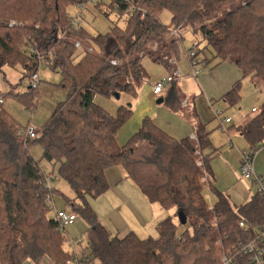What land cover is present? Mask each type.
<instances>
[{"label": "trees", "instance_id": "obj_1", "mask_svg": "<svg viewBox=\"0 0 264 264\" xmlns=\"http://www.w3.org/2000/svg\"><path fill=\"white\" fill-rule=\"evenodd\" d=\"M108 1L97 11L127 17L125 27L115 24L108 34L93 38L87 30L76 29L68 14L70 6H86L87 0H0V70L21 65L29 79L39 72L43 56L51 61L49 68L61 74L56 87L67 94L35 139L22 133L27 127L22 128L4 105L0 109V264H69L74 258L64 248L67 237L60 223L48 217L52 209L47 195L53 192L46 188L41 161L32 154L35 144L43 148L42 159L58 167L76 193L78 204H72V212L89 226V253L81 264H222L224 256L230 264H252L239 249L254 240V228L264 224V200L256 194L248 203L233 206L220 194L209 208L203 181L212 172L217 152L210 132L198 123L197 141L178 140L145 117L140 130L120 146L117 135L134 116L132 102L119 106L114 115L95 98L123 94L135 98L149 79L144 57L170 71L183 40L171 33L187 26L201 32L216 58H233L255 87L258 81L264 84V0ZM163 11L172 13L171 27L161 22ZM12 20L24 26L9 28L5 23ZM76 41L99 50H86L76 60ZM39 88L30 86L26 94L11 89L0 96L19 99L34 113ZM241 91L242 83L237 82L223 97L229 107L242 101ZM163 100L179 111L182 99L176 82ZM233 128L248 140L249 148L264 141V103L250 121ZM145 142L152 145L150 154L136 157L135 146ZM117 166L125 169L148 201L182 214L186 229L179 233L178 224L167 217L156 228L157 238L113 235L88 200L109 189L106 172Z\"/></svg>", "mask_w": 264, "mask_h": 264}, {"label": "crops", "instance_id": "obj_2", "mask_svg": "<svg viewBox=\"0 0 264 264\" xmlns=\"http://www.w3.org/2000/svg\"><path fill=\"white\" fill-rule=\"evenodd\" d=\"M89 46L91 45H88L87 47L83 46L84 52L87 50ZM94 50L95 53L98 52L95 48ZM203 58L206 61V65L202 66L201 68L202 73L197 79L192 77L190 61H188V65L191 71L190 74L188 73L186 76L187 78L192 77L194 80L197 81L198 89L194 87L193 89L188 91L191 94L186 97L183 94V91L179 87L181 93V99H182V105L180 106L179 111H172L167 105L165 104L163 105V103L158 104L159 99H164L166 96H168V91L171 86L168 87L161 95L154 96L152 91L149 96L150 100L153 99L157 100L156 102L157 105L161 106V108L158 111H155L152 114H150L152 115L151 119L158 127L166 131L172 138L181 140L188 138L192 133L195 132L197 133L196 126L198 125V123H200L207 129L206 125L208 121L205 117V114L203 113V109H205V105L207 106L208 104L211 110L214 104L216 103L220 108H221L220 105L222 103L223 105L226 106L227 103L225 102V99L223 97L226 94H228V92H230V90L233 88L234 85L237 84V82L242 83V81L245 80V77L243 76L241 70L238 69V67L236 66V62L233 58L226 61H222L221 59L216 58L215 55L213 56V60H209L207 56ZM176 63L177 66H179V59H176ZM168 72H169L168 74L169 77L173 73V66L171 70ZM149 79L147 80L148 83H150ZM178 82H176L177 85ZM142 87L139 89L138 93L142 90ZM120 97L121 95L119 96V98ZM187 98L191 100V105L185 108L183 107V101L186 100ZM251 105L252 106L250 108L248 106L245 107V109L247 110H245V112L242 111L237 116L239 122L237 127L245 125V123L250 121L259 112V109H257L258 107L257 104L254 105L251 104ZM132 108H133V104H132ZM253 110H256V112ZM212 112L215 114V118H216V112H214V110ZM131 119L126 125H124L120 129V132L117 135V143L120 146L126 145L129 139L140 130L139 128L141 127L143 121L141 120V117L140 119L137 118L132 120ZM233 122L234 119H231V123L228 124L227 126L233 124ZM38 131H40V129ZM228 131H229L228 141L231 144H229L226 147V149L223 151L224 153L222 154V156L223 155L225 156L224 157L221 156L220 158L226 164L225 167L226 171L223 176V179L226 180V183L221 182L220 179L221 172H219V170L217 171L216 168L212 167L213 160L218 155L219 150H217L216 154L214 155L215 157L211 161L210 167L212 172L206 173L204 177L205 181L203 183L204 185L203 195L204 198L207 200V204L210 209H212L216 204V202L219 200L218 198L220 194L230 198L233 206L234 205L238 206V204L243 205L245 203H248V201H250L253 198V196L257 194V187L253 183L249 181H245L243 178H241L242 175L240 169V160H241L240 153L241 151H244L247 148H249L250 143L247 140L249 144V147H247L244 144L243 140H239V139H243L244 137L237 131L236 128H233V125H231V128ZM234 142H236L237 147H235V145L233 144ZM212 146H213V142H212ZM212 148L215 149L214 147ZM151 150H152V145L150 143H146V142L137 143V145L135 146L134 153L136 157L142 158L148 156ZM206 152H210V150H207ZM50 164L52 165V163ZM54 168H58V167H54ZM255 169L257 175L264 176V166L262 165V163L257 165V161H256ZM43 173L46 176L51 175V177L55 180V175L53 174L47 175L45 172ZM106 173H107L109 189L106 192H104L103 195L97 198L94 199L90 198L88 202L92 205L97 217H99L100 219V222L113 235L118 236L119 238L120 237L123 238L130 233H136L142 239H146L148 237L157 238L158 231L156 228L158 224L162 222L163 219L167 217H172L174 219V222L177 224L176 220L178 218L179 219L178 222H180L179 214L176 213L175 208L166 210L160 204L152 203L148 201L144 196V194L142 193V191L140 190V188L137 187V185L128 178V175L122 166H117L115 168L109 169ZM239 187H241L240 190ZM50 189L53 192L52 199L56 209L58 211L67 210L69 212H72V204L74 202L76 203L77 201L76 197L73 202H70L69 200L67 201L68 205H70L71 203V209L67 207L58 209L57 204H55L54 201V194L59 193L64 198L65 195L62 192H60L62 189L60 190L55 187L52 188L51 184H50ZM74 225H76V222L72 226ZM64 248L65 250H69V247H66L65 244H64ZM79 250L86 251V252L82 251L84 254L89 253L88 247L83 244Z\"/></svg>", "mask_w": 264, "mask_h": 264}, {"label": "rangeland", "instance_id": "obj_3", "mask_svg": "<svg viewBox=\"0 0 264 264\" xmlns=\"http://www.w3.org/2000/svg\"><path fill=\"white\" fill-rule=\"evenodd\" d=\"M100 2H103V6L109 4L108 0H99ZM81 12V17H77L76 15ZM68 14L70 17L75 18L77 22L81 25V28L87 30L89 34L93 38H97L99 35H106L108 34L111 29L115 26V24H118L119 27L124 28L126 24L127 18H119L118 15L113 12L109 14L110 16L107 17L102 12L94 7L92 3L87 4L82 9H77L76 6H70L68 9ZM161 22L166 27H171L172 25V13L168 11H163L160 15ZM179 37H183L182 41H179V66L178 69L181 71V80H179L178 85L180 89L183 91V94L187 97L191 93V89L194 87L198 89L197 81L194 80L192 77L187 78V74H190V68L188 65V55L190 53L198 54V56L205 57L207 56L209 60H213V49L211 47H208L207 42L202 40L201 32L196 31L195 28L187 26L183 30L178 31ZM175 38V37H174ZM96 46V45H95ZM95 48V47H94ZM195 48V49H194ZM193 49V50H192ZM96 50L98 51V47L96 46ZM84 49H79L76 53L78 56L76 60H79L78 58L83 54ZM143 64L145 66L146 71L148 72V76L150 77V83L148 81L145 82V84H142V90L138 93V95L135 98L129 97L125 94L121 95L120 98H111L106 99L103 97L97 96L95 98V102L99 106H104L107 111H109L111 114H116V110L119 106L127 105L130 103V101L133 104V115L132 119H140L144 120L145 117L152 118L150 114H152L155 111H158L161 106L157 105V100L153 99L150 100L149 96L151 92L153 91L156 84H158L159 81H161L163 78H167L169 72L166 71L165 67L160 64H156L153 62V60L150 57H144L143 58ZM38 75L40 76L41 85H40V97L36 100V102L39 104L37 110L32 113L31 111L26 109V106L20 102L19 99L8 97L4 100V109L12 116L13 119L17 120V122L20 124L22 128H26L32 124L36 129H41L44 124L50 119L52 114L54 113V110L58 103L65 101L67 94L66 92L61 89L57 88L58 84L62 81V76L58 72H54L49 67H45L41 70H39ZM258 87L255 88V86L251 83L249 78H245V80L242 81V91H241V97L242 101L240 104L235 106H228L226 104L223 105V103L220 105L221 108L218 106V104H214L212 110L210 109L209 105H205V109H203V113L205 114V117L208 121L206 127L208 131L210 132V139L213 142V147L216 150H219L218 155L215 157L212 163V167L216 168V170L221 172V182L226 183V180L223 179V176L225 174V167L226 164L221 158L223 151L226 149V147L231 144L229 143V131L231 128V125L237 126L239 124L237 116L245 110V107H251V104H257V109L260 108V106L264 103V84L258 81ZM30 87V78L26 79L23 75V67L21 65H17L14 68H11L9 66H5L2 70H0V93L7 94L11 89L16 90L19 94H26L28 93V88ZM256 91V92H255ZM257 93V94H256ZM166 96V95H164ZM164 105V104H163ZM220 110L222 112L221 118L222 119H234L233 124L226 126L225 131L222 130L221 127H219V119L216 117L215 114L212 112H216V110ZM131 119V120H132ZM234 133V131H233ZM243 140L244 144L249 147V144L247 140ZM235 147H237L236 142L233 143ZM32 154L37 160L41 161V168L43 172H45L47 175L53 174L55 175V180L52 179L51 175L50 177V184L52 185V188H58L62 189L60 192H62L65 195V198L60 195L59 193L54 194V201L55 204H57V208L61 209L63 207H67L71 209V203L68 205L67 201L73 202L76 197V193L73 189L67 184V182L62 178L61 175L58 173V168H54L49 161L46 159H42L43 156V148L39 144H35L32 146ZM236 149V148H235ZM228 152V151H227ZM223 155L222 157H224ZM257 165L261 164L264 166V152L261 153V155L256 159ZM242 178V177H241ZM205 181V180H204ZM203 181V183H204ZM65 184V185H64ZM209 184V183H208ZM227 188V187H226ZM241 187H239V190ZM215 196V195H214ZM74 205L78 204L73 203ZM242 204H238V206H241ZM71 211V210H70ZM48 217L54 218L55 217V210H51L48 214ZM78 219L76 221V225L72 227H67L66 232L68 233L69 239H77L79 237H82L85 241L84 245L86 246V243H88L89 237H88V224L86 221L82 218L77 216ZM179 219L177 218L176 222L178 224L179 233L183 232L186 228L183 226L180 222H178ZM259 227V226H258ZM78 228V229H77ZM69 244V243H68ZM67 242L65 243L66 247H69ZM226 257V256H224ZM27 264H34L32 262H28ZM43 264H53L52 262H44Z\"/></svg>", "mask_w": 264, "mask_h": 264}, {"label": "built area", "instance_id": "obj_4", "mask_svg": "<svg viewBox=\"0 0 264 264\" xmlns=\"http://www.w3.org/2000/svg\"><path fill=\"white\" fill-rule=\"evenodd\" d=\"M87 2L88 4L92 3L95 8L99 4L103 3V2H100L99 0H87ZM84 6L77 5L76 8L82 9ZM80 15H81V12H79L76 16L81 17ZM123 18H127V17H123ZM72 21H73V26L76 29H81V25L79 24V22L76 21L75 18H72ZM5 24H7L9 28H17V27L24 26L22 22H19L16 20H12ZM178 31H179L178 29L173 30L171 35L175 38H180ZM62 37H64V35ZM75 45H76V49L78 50L84 48L83 45L78 41L75 42ZM87 51L90 53H95V50L92 46H89L87 48ZM31 52L36 53L34 50H32ZM188 58H189L190 66L192 70L191 75L193 78L197 79L201 75L202 73L201 68L202 66L206 65V61L204 60L203 57L198 56V54H195L193 52L188 55ZM51 59H52V56H51ZM39 60L41 61L39 65V70L45 67H49L51 64V61L45 59L43 56L42 57L39 56ZM114 62L116 63L117 61L114 60ZM170 64L171 66L173 65V73L169 77L162 79L161 81L158 82V84L155 85L153 89L154 96L161 95L169 86L172 85L173 82H178L179 80L182 79L181 71H179L177 67L176 60L175 59L172 60ZM40 85H41V80H40V76L38 75V73L32 74V76L30 77L31 88L38 89ZM3 104H4V99L3 97L0 96V109ZM190 105H191L190 99L187 98L186 100L183 101V107L187 108ZM253 111L256 112V110H253ZM221 115H222V112L220 110H216V117L219 119V127H221L223 131H225L227 129L226 126L231 123V119L229 118L222 119ZM22 133H24L29 139L30 138L35 139L39 135L38 129H36L32 124H30V126H28L27 129L22 130ZM189 139L191 141H197L198 139L197 133L196 132L192 133L189 136ZM263 152H264V141L260 142V144H258L256 147H252L244 151H241L240 169H241L242 178L245 181H249L253 183L257 187V194L259 195V197L263 198L264 200V176L257 175L256 169H255L256 159ZM46 188H48V190H51L50 189V177L48 176H46ZM47 200L51 206V209H55L54 218H56V220L60 223V231L63 232L67 237V243H69L68 244L69 252L74 255V258L71 260L69 264H81L82 262L85 261L86 257L88 256V253H85V254L83 253L86 251L79 250L80 247H82V244L84 245L85 241L82 237H79L75 240L69 239V236L67 232L65 231L67 227L72 226L76 222L78 218L77 215L67 210L58 211L55 205L53 204L52 194L47 195ZM240 227L244 228L245 230L249 229V227L246 226L244 223H241ZM254 229H255V239L247 244H242L240 246L239 253L242 255L248 256L252 264H264V224ZM88 245L89 244L86 243L87 247H89ZM230 263H231V259H229L227 256L223 258L222 264H230Z\"/></svg>", "mask_w": 264, "mask_h": 264}, {"label": "water", "instance_id": "obj_5", "mask_svg": "<svg viewBox=\"0 0 264 264\" xmlns=\"http://www.w3.org/2000/svg\"><path fill=\"white\" fill-rule=\"evenodd\" d=\"M116 97L119 98V95H116ZM163 101H164L163 99H159V103H158V104L163 103ZM179 217H180V223H181L182 225H185V224H186V221H185V219H184V216H183L182 214H180Z\"/></svg>", "mask_w": 264, "mask_h": 264}]
</instances>
